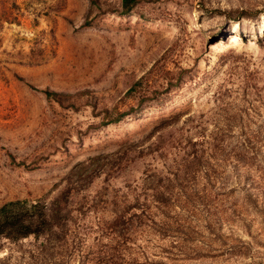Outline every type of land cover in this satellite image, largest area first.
Returning a JSON list of instances; mask_svg holds the SVG:
<instances>
[{
	"label": "rangeland",
	"instance_id": "obj_1",
	"mask_svg": "<svg viewBox=\"0 0 264 264\" xmlns=\"http://www.w3.org/2000/svg\"><path fill=\"white\" fill-rule=\"evenodd\" d=\"M15 200L60 216L0 264H264V0H0Z\"/></svg>",
	"mask_w": 264,
	"mask_h": 264
},
{
	"label": "trees",
	"instance_id": "obj_2",
	"mask_svg": "<svg viewBox=\"0 0 264 264\" xmlns=\"http://www.w3.org/2000/svg\"><path fill=\"white\" fill-rule=\"evenodd\" d=\"M138 2L139 0H120V13L131 12ZM46 94L57 95L52 92H46ZM140 110L131 107L126 111L111 112L106 109L102 123L107 125L118 122L128 115L138 114ZM55 207L53 203L49 207L40 201L30 203L29 200H15L3 204L0 206V235L16 239L40 234L45 227L57 224L56 218L60 216V209ZM119 218L120 215H116L113 222H117Z\"/></svg>",
	"mask_w": 264,
	"mask_h": 264
}]
</instances>
